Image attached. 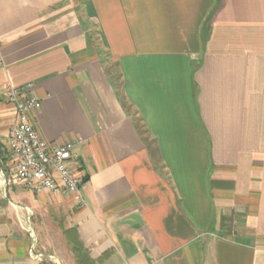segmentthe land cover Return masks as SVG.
Segmentation results:
<instances>
[{"label":"crops","instance_id":"1","mask_svg":"<svg viewBox=\"0 0 264 264\" xmlns=\"http://www.w3.org/2000/svg\"><path fill=\"white\" fill-rule=\"evenodd\" d=\"M27 83L84 207L10 180ZM0 142V264H264V0H0Z\"/></svg>","mask_w":264,"mask_h":264},{"label":"built area","instance_id":"2","mask_svg":"<svg viewBox=\"0 0 264 264\" xmlns=\"http://www.w3.org/2000/svg\"><path fill=\"white\" fill-rule=\"evenodd\" d=\"M33 88V83L4 86V98L16 107L18 115L9 137V148L14 157L10 180L29 186L38 194L48 191L58 195L62 190H69L74 205L84 207L86 202L81 192L84 176L79 170L75 151L80 140L51 143L43 138L31 119V113L42 105ZM30 232L33 240L30 256L41 262L60 264L55 256L37 249L36 234L33 230Z\"/></svg>","mask_w":264,"mask_h":264},{"label":"trees","instance_id":"3","mask_svg":"<svg viewBox=\"0 0 264 264\" xmlns=\"http://www.w3.org/2000/svg\"><path fill=\"white\" fill-rule=\"evenodd\" d=\"M5 163H6L5 150L3 149V145L0 142V164L3 170L6 168ZM65 236L68 239L69 243L71 244L72 250L79 264H95V262L91 261V259L89 258V254L87 250L80 242L74 230L72 229L65 230Z\"/></svg>","mask_w":264,"mask_h":264},{"label":"rangeland","instance_id":"4","mask_svg":"<svg viewBox=\"0 0 264 264\" xmlns=\"http://www.w3.org/2000/svg\"><path fill=\"white\" fill-rule=\"evenodd\" d=\"M113 72L114 74H116V71L113 69ZM53 226V225H52ZM54 233H55V241L56 243L60 244V246L63 248L65 247L66 249L68 248V250L70 249V246L68 245V242L66 241V237L64 236V233H63V228H64V224H63V221H61L60 219L58 220L57 223L54 224ZM64 249V248H63ZM71 250V249H70ZM72 256V255H70ZM74 258V257H72ZM74 259H71L70 262L71 263H64L62 260V264H74Z\"/></svg>","mask_w":264,"mask_h":264}]
</instances>
